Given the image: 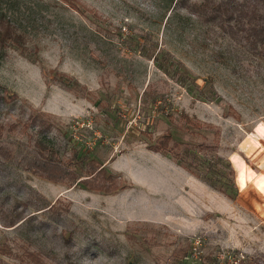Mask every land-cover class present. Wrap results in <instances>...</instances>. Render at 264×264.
Masks as SVG:
<instances>
[{"label":"rangeland","instance_id":"rangeland-1","mask_svg":"<svg viewBox=\"0 0 264 264\" xmlns=\"http://www.w3.org/2000/svg\"><path fill=\"white\" fill-rule=\"evenodd\" d=\"M224 1L0 0V264H264V50Z\"/></svg>","mask_w":264,"mask_h":264},{"label":"trees","instance_id":"trees-1","mask_svg":"<svg viewBox=\"0 0 264 264\" xmlns=\"http://www.w3.org/2000/svg\"><path fill=\"white\" fill-rule=\"evenodd\" d=\"M67 4L68 7L78 11L82 12L81 6L77 2V0H62ZM264 2V0H263ZM218 11L220 14H222L225 18H232L234 13L237 12V15L235 18L237 20H241L243 17L246 18L249 23V30L247 33V36L250 37V41L252 46L257 47L259 46L260 50H264V15L260 12L258 4L251 5L250 8L247 7L245 2L239 3L237 0H225L220 6ZM23 35L18 33L12 22L6 18L5 16L0 17V48H4L7 46L9 42L14 43L17 47L23 48ZM40 123L44 124V121H41ZM49 125V124H46ZM1 128L0 125V136H1ZM163 140H169L171 138L170 134H165L163 137ZM159 141V143L156 144V147H154L155 151L158 152L160 150V144H165L164 141ZM36 145L40 148H43L41 143L39 141L36 142ZM7 148L0 144V154H6ZM30 168L34 173H39V175H43L46 179L52 182H59L63 180L67 174L66 170L55 165L54 162L49 161L47 159H39L34 158L30 162ZM184 167V166H183ZM189 172L194 173L190 171V169H187ZM98 172H102L105 174L104 168H100ZM107 179H110L113 182H116L112 176H107ZM83 181V183L90 189L98 190V191H104L106 192L109 190V186L102 185V184H93L92 181ZM113 182H110V184H114ZM107 184V183H106ZM116 184V183H115ZM116 186H114L112 189H115ZM111 189V188H110ZM225 192V191H224ZM227 195V194H226ZM29 256L39 262V259L36 257L35 254L30 253Z\"/></svg>","mask_w":264,"mask_h":264}]
</instances>
